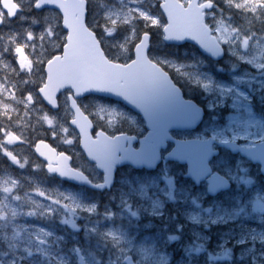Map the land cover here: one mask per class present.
<instances>
[{"label":"rangeland","instance_id":"1","mask_svg":"<svg viewBox=\"0 0 264 264\" xmlns=\"http://www.w3.org/2000/svg\"><path fill=\"white\" fill-rule=\"evenodd\" d=\"M159 1L140 0L133 5L125 0V3L152 13ZM219 2L221 4L206 15V19L210 20V25L223 19L229 28L236 30L234 38L221 44L226 50L223 67H214V71L208 73L206 63L187 50L174 52L177 60L161 61L178 82L202 92L201 100L209 113L201 128L174 133V136L180 139L211 137L250 147L264 140V20L229 8L226 0ZM229 10L244 21L249 18L257 22L255 31L240 26L238 18L231 16ZM31 11L25 9L21 13L25 19L16 17L0 28L4 39H0V50L10 49L0 51V83L8 88L0 100L12 107L4 116L0 106V129L12 131L23 125L27 128L22 120L29 113L33 125L56 131L50 132L48 138L66 150L73 159V167L98 182L99 173L74 148L76 137L68 127L71 113L65 96L61 98L62 110L58 114L41 113L38 107L35 89L41 85L39 77L43 76L44 64L35 73L19 67L14 47L15 43L26 42L28 31L38 37L51 25L56 27L60 37L58 47L48 40L28 41L29 45H36L35 49L25 48L30 59L36 58L41 44L45 45L46 57L51 58L64 43L57 13L45 11L35 15ZM88 11L91 26L100 38L108 13L116 18V14L123 15L127 9L120 0H91ZM33 19L40 22L33 24ZM139 23L145 26L138 16H134L129 25L118 22L117 37L103 42L115 59L128 57L136 43ZM237 25L240 28L235 27ZM108 26H111L110 21ZM126 35L133 37L128 52L116 46ZM245 37L247 45L243 44ZM51 39L55 41L56 37ZM8 93L19 100H26L31 93L34 101L25 108ZM82 106L101 130L135 135L144 131L137 117L118 104L90 98L82 102ZM44 115L53 120L52 126L42 119ZM65 128L67 132L63 131ZM30 129L35 127L30 126ZM12 132L20 134V131ZM4 139L0 131V142ZM68 139L73 141L71 145L65 143ZM33 143L31 141L32 146ZM0 150L4 151L5 146ZM1 156L10 158L0 153ZM26 159L24 168L13 163L9 170H0V183L17 181L11 194L0 191L1 264H77L75 249L79 250L85 264H124L126 256L135 264H264V177L259 176L256 167H250L239 157L225 152L210 164L232 184L231 190L217 197H207L204 185L193 187L183 178L182 167L162 163L153 173H137L129 168L120 170L110 195L102 199L99 207V199H91L83 189L47 181L40 175V168ZM10 161L12 163V159ZM27 169H30L29 174ZM40 192L44 195H39Z\"/></svg>","mask_w":264,"mask_h":264},{"label":"snow or ice","instance_id":"2","mask_svg":"<svg viewBox=\"0 0 264 264\" xmlns=\"http://www.w3.org/2000/svg\"><path fill=\"white\" fill-rule=\"evenodd\" d=\"M90 2L91 0H0V25H4L12 17H17L21 20L25 19L21 14L25 9L28 11L33 9L40 10L45 8L46 5H51L62 12L63 27L68 30L64 40L66 46L62 55H54L51 58H47L44 44L40 45V51L36 54V58L30 59L25 54V48H36L35 44L29 45L28 41L37 39L40 41L48 40L49 43L59 46L60 37L57 35V29L51 25L47 26L38 37L32 31H28L25 37L26 42L24 44L15 43L14 47L15 55L19 58L18 63L21 70L35 73L40 70L39 66L41 64L47 65L46 76L39 77V81L42 84L39 87V93L54 108L57 106L56 93L65 87L73 89L76 96L89 91H112L120 94H129L141 82L152 79L158 73L157 66L144 54L149 42L147 33H144L142 38H138L139 44L135 46V59L132 63L113 62L112 58L106 56L101 44L105 40L117 37L119 29L116 26L118 22L123 25H129L132 23L134 16H138L145 22V27H162L165 39H183L185 36L178 33L198 29L194 32L193 38L208 44H223L236 35V30L229 28L223 19L213 25L205 22L206 15L209 14L206 13V10L216 7L213 0H207V2H201V0H164L161 7L167 13L166 25H161L158 19L153 18L150 11L138 7H129L125 0H120V3L127 11L123 15L116 14V18H113V13L109 12L102 35L98 39L94 31L85 26L84 22ZM129 2L136 5L140 3V0H129ZM226 3L229 8H235L243 13H250L257 20H264V0H226ZM44 19L47 20L46 17ZM59 19L60 17H57V20ZM213 20H215V16H213ZM109 21L111 26H108ZM39 22L37 19L32 20L33 24ZM133 32H135L134 28ZM53 37H56L55 41L51 39ZM2 38L0 37V39ZM15 39L13 37V42H15ZM132 39V36L126 35L122 39L123 42L116 46L124 52H128V44ZM117 41L113 44H116ZM243 44H248L247 37L243 39ZM0 51L7 52L10 49L5 47ZM25 82L27 83V81ZM7 92V85L0 83V96ZM8 95L16 103H23L25 108L34 101V96L31 93L27 95L26 100H19L11 93H8ZM0 106L4 109L2 113L4 116H7L8 112L12 110L11 105L5 104L2 100H0ZM71 107L75 109L77 114V118L73 119L71 123L79 127L80 136L85 144L90 149H101L104 146L101 143L103 137L101 136V141L94 143L88 131L92 127L91 121L88 120L87 116L83 115L75 99L72 100ZM81 118L84 121L83 123L80 122ZM42 119L49 126L53 125V120L48 115H44ZM0 131H3L4 137H6L0 142V149L3 148L4 144L11 145L19 139L10 130L0 129ZM63 131L67 132L68 129L65 128ZM65 143L71 145L73 141L68 139ZM36 151L39 152V148ZM49 152H51V149H49ZM4 155L11 157L14 163H18L16 157L10 151L4 150ZM40 155L44 156L45 154L41 152ZM53 155L56 154L53 153ZM46 159L50 160L51 157H46ZM66 160H68V157L61 155L57 163ZM19 167L24 168L25 164L19 163ZM65 168L66 165L63 168H56L49 163L48 171L66 175L70 172V169L65 171ZM16 185L17 181L15 180L4 181L0 183V191L4 194H11ZM39 195L43 196L44 193L40 192ZM15 198L19 199V197Z\"/></svg>","mask_w":264,"mask_h":264},{"label":"water","instance_id":"3","mask_svg":"<svg viewBox=\"0 0 264 264\" xmlns=\"http://www.w3.org/2000/svg\"><path fill=\"white\" fill-rule=\"evenodd\" d=\"M163 3L164 0H162L158 7L164 16L166 25L167 13L164 11L163 7H161ZM43 9H51L59 13L61 17V28L67 35L68 30L63 27L62 12L59 9L53 8L51 5H46ZM43 9L34 10L41 11ZM197 30L198 29H193L188 32L178 33L185 36L183 39H165L162 28V41L166 45L180 46L183 44H191L196 47L199 53L213 61L222 59L224 53L219 44H208L193 38L194 32ZM138 44L139 41L135 46ZM65 46L64 43L59 55L63 54ZM135 46L132 51L133 59L129 63H132L135 59ZM148 49L149 42L148 48L144 50L146 56ZM157 68L158 73L152 79L141 82L132 90V93L129 94H120L112 91H89L76 96L73 89L68 87L60 89L56 93V99L60 93L66 90L71 92V95L67 97L68 108L72 113L69 126L76 131L78 135V147L86 160L94 164L95 169L102 174V182L92 184L83 173L70 167V158L66 154L61 153L57 155L56 151L51 148L48 143L39 141L35 144L33 153L40 161L46 164L45 171L55 176L56 179L75 186L84 187L92 191L109 190L113 185L117 168L130 166L134 170L144 169L146 171H153L161 162L160 152L165 150L167 144L170 143L172 144V148L164 155V160L184 165V178L189 179L196 186L199 185L200 182L205 181L207 184V194L210 196L229 188V183L224 177L216 173L211 174L208 163L212 157L217 155V151H214L212 148L214 144L219 148L228 150L232 154H239L251 164H258L261 174L264 175V141L256 143L251 148H245L234 142H216L211 138L205 140H179L173 138L170 135L171 131L194 130L202 119L203 111L193 101L185 100L182 97L181 91L172 83L167 73L159 66H157ZM46 71L47 65L45 64L43 67L44 76H46ZM37 95L48 109L51 111L57 110L58 106L54 108L49 105L47 101L44 100L43 95L39 93V89L37 90ZM90 95L119 102L132 112L139 114L145 124V135L139 139L125 134L109 137L102 131H97L94 137H92L93 141L94 143L96 141H101L102 136L103 140L101 143L104 146L101 149H90L80 136L79 127L71 123L73 119L77 118L75 109L71 107L72 100H78ZM83 115L86 116L84 113ZM80 122H84L82 118ZM88 131L89 135H91L92 127L88 129ZM14 143H18V140ZM135 143L138 144L137 148H133V144ZM37 148H39V152L36 151ZM49 149H51V152H49ZM41 152L45 155L41 156ZM53 153L56 155H53ZM61 155L67 156L68 160L57 163ZM46 157H51V159H46ZM49 163H51L52 167L56 168H63L66 165L64 170L67 171V169H70V172L66 175H60L59 172H49ZM76 257L77 264H85L77 250ZM124 264L134 263L130 257H126L124 259Z\"/></svg>","mask_w":264,"mask_h":264},{"label":"trees","instance_id":"4","mask_svg":"<svg viewBox=\"0 0 264 264\" xmlns=\"http://www.w3.org/2000/svg\"><path fill=\"white\" fill-rule=\"evenodd\" d=\"M218 4L220 5L219 2H218ZM89 5H90V3L88 4V9H89ZM31 13L35 14V15L37 14V13H35L33 11H31ZM152 13L157 16L160 24L163 25L164 21H163V18H162V16L160 15V13L158 11L157 6L152 8ZM229 13H230L231 16L238 18L239 22L241 23L240 26H243V27L247 26L248 28L253 29L255 31V27H256V23L257 22H255L253 19L251 20V19L247 18V20L244 21L245 19H242L241 17H238L234 11L229 10ZM40 14H44V12H42ZM207 22H208V20H207ZM86 23L94 31V33L97 35V38L99 39V36L97 34V30L91 26V22L89 20V11L87 13ZM240 26L237 25L235 27L240 28ZM160 28H161L160 26H147V27H145L141 23H139L138 26L136 27V29H137L136 35L137 36H139L142 32H146V33L149 34V37H150V49H149L148 56H149V58L151 60H153V61H155V62H157L159 64L161 63V61L163 59H167L168 57L173 56V58H175L174 55H173L174 54L173 51H175V49L173 47L165 46V45H162L160 43ZM0 37H2V35H0ZM2 40H4V39L2 38ZM185 48L188 51H190V52H193V53L195 52V50L193 48L189 47V46H185ZM102 49H103V51H105L106 56L112 58V60L114 59V55H112L105 48L104 45H102ZM58 51H56V52H58ZM121 60H122L121 58L117 59V61H121ZM218 66H220L219 63L218 64L209 63V66L207 67V70H208V72L212 73L214 71V67H218ZM171 78H172V76H171ZM32 83H33V81H32ZM175 83L178 84L176 81H175ZM179 87H180L183 95L186 98L192 99V100H194L196 102H200V90H198L196 87H191V89H189L188 91L185 90L183 85L179 86ZM35 98H37L36 95H35ZM38 107L41 109V113L42 112H45L47 114L50 113V112H48V110L44 106H42L41 102H39ZM61 110H62L61 107H59L58 112H61ZM85 113H87L86 110H85ZM207 117L208 116L206 115L203 123H205L207 121V119H208ZM31 118H32V116L29 113H28L27 116H23V120L22 121L27 123L28 127L26 128L23 125L21 128L16 129V130H12V131H14V132L15 131H17V132L20 131L21 137L24 140V144H23V146H21L19 148H23V149H26V150L28 149L27 150L28 151V158L30 159V161H32V163L38 164V162L35 160V158L31 154H29L30 151H31V146H32L31 141H34V142H36L37 140L47 141L51 146L55 147L56 149H58L60 151H63L64 148H62L60 146H57L53 141H51L48 138V136H49L48 134H50V132H52V133L56 132V131H54V129L49 130V129H46L42 125L40 127H38L37 125H33L32 122H31ZM30 126L31 127H35V129L31 130ZM74 146L76 147V143L74 144ZM16 148H18V147H16ZM16 156H20V159L22 158L21 155H19V154L16 155V153H15V157ZM0 162H1V159H0ZM167 166H173L174 168H178L179 169V167L176 166V165L167 164ZM40 175L45 177L47 180H51L50 177H47L43 172ZM84 192L89 197H91V199L93 198V200L99 199L98 200V204H97L98 207L101 205L102 199H105V196H109L110 195V192L96 193V192H91V191H88V190H84ZM102 195H103V197H102ZM105 204H107V202ZM230 264H232V263H230ZM234 264H236V263H234Z\"/></svg>","mask_w":264,"mask_h":264}]
</instances>
